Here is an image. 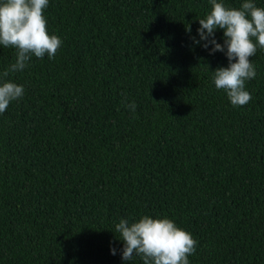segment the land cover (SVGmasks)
Masks as SVG:
<instances>
[{
    "label": "trees",
    "instance_id": "trees-1",
    "mask_svg": "<svg viewBox=\"0 0 264 264\" xmlns=\"http://www.w3.org/2000/svg\"><path fill=\"white\" fill-rule=\"evenodd\" d=\"M210 10L49 0L63 43L9 74L24 95L0 113V264H143L122 260L114 233L143 215L192 234L190 264H264V49L250 57L252 99L233 106L212 80L226 55L192 40ZM16 51L0 45V72Z\"/></svg>",
    "mask_w": 264,
    "mask_h": 264
},
{
    "label": "clouds",
    "instance_id": "clouds-1",
    "mask_svg": "<svg viewBox=\"0 0 264 264\" xmlns=\"http://www.w3.org/2000/svg\"><path fill=\"white\" fill-rule=\"evenodd\" d=\"M48 3L49 0H0V45L17 50L15 62L0 72V113L24 95L23 85L8 79L9 74L23 71L32 56L43 58L47 54L53 58L63 43L47 30L43 10ZM210 3V12L199 19L200 39L192 40L210 54L219 51L226 55L228 66L212 71L213 83L227 93L233 106H244L252 99L245 83L256 76L250 57L255 56L258 47L264 49V7H258L253 0H244L239 8L226 7L223 0ZM217 29L223 30V44L217 42ZM186 31L191 32L190 25ZM125 106L135 111L134 102ZM114 233L123 241L124 261L140 256L143 264H190L188 257L196 251L197 241L192 234L167 217L143 215L133 222L122 218L115 224ZM110 250L116 254L114 247Z\"/></svg>",
    "mask_w": 264,
    "mask_h": 264
}]
</instances>
